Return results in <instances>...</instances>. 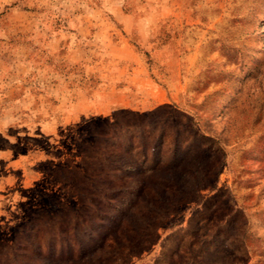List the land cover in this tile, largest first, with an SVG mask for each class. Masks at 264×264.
<instances>
[{
	"label": "rangeland",
	"instance_id": "obj_1",
	"mask_svg": "<svg viewBox=\"0 0 264 264\" xmlns=\"http://www.w3.org/2000/svg\"><path fill=\"white\" fill-rule=\"evenodd\" d=\"M0 264H264V0H0Z\"/></svg>",
	"mask_w": 264,
	"mask_h": 264
}]
</instances>
